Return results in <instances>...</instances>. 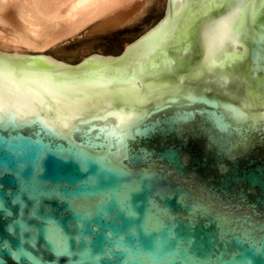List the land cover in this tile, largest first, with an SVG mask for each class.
Instances as JSON below:
<instances>
[{
    "label": "water",
    "instance_id": "water-1",
    "mask_svg": "<svg viewBox=\"0 0 264 264\" xmlns=\"http://www.w3.org/2000/svg\"><path fill=\"white\" fill-rule=\"evenodd\" d=\"M0 264H264V0H167L76 66L0 52Z\"/></svg>",
    "mask_w": 264,
    "mask_h": 264
},
{
    "label": "bare ground",
    "instance_id": "bare-ground-1",
    "mask_svg": "<svg viewBox=\"0 0 264 264\" xmlns=\"http://www.w3.org/2000/svg\"><path fill=\"white\" fill-rule=\"evenodd\" d=\"M132 2L134 0H0V24L6 23L3 16L7 15L9 9L15 11L18 21L11 36H4L0 32V44L14 50L25 47L30 51H40L38 55H43L42 51L55 46L56 41L73 36L89 25L93 32L116 29L117 33H126L133 28L142 29L149 21L145 20V13L152 10L151 14L156 7L159 8L160 0H143L131 6ZM136 4L140 5L139 9L133 7ZM148 5L153 7L148 8Z\"/></svg>",
    "mask_w": 264,
    "mask_h": 264
},
{
    "label": "rangeland",
    "instance_id": "rangeland-1",
    "mask_svg": "<svg viewBox=\"0 0 264 264\" xmlns=\"http://www.w3.org/2000/svg\"><path fill=\"white\" fill-rule=\"evenodd\" d=\"M133 1V0H132ZM143 0H134L131 6L135 3L142 2ZM143 4H148L144 2ZM142 4V5H143ZM136 9L140 8V5L136 4L133 6ZM142 7V6H141ZM153 7L152 5H148V8ZM147 8V7H145ZM159 9V10H158ZM164 10H166V0H160L159 8L156 7V10L153 13L149 14L146 12V21L148 23L144 26L133 28L131 31L126 33H117V30L110 29L102 32H96L91 30L92 26L89 25L85 28L79 30L73 36H67L56 41V45L52 47H48L42 54L44 56L51 57L57 61L64 62L66 64H70L72 66L77 65L78 63L82 62L85 58L96 54L103 57H117L119 56L123 50L134 40H136L139 36H141L145 31H147L150 27L156 24L163 16ZM13 11V12H12ZM156 12V13H155ZM155 13V14H154ZM10 15V16H9ZM133 15L130 16V18ZM148 16V17H147ZM4 20L6 23L0 24V32L3 35L11 36L13 31L16 30L18 26L17 17L15 11L9 9V12L4 14ZM5 25V27H4ZM14 27V28H13ZM145 28V29H144ZM90 30L92 32H90ZM14 45V44H10ZM0 52L7 53V54H21V55H38L40 51H30L27 50L25 47H19L18 49H12L9 47H3L0 44Z\"/></svg>",
    "mask_w": 264,
    "mask_h": 264
},
{
    "label": "snow or ice",
    "instance_id": "snow-or-ice-1",
    "mask_svg": "<svg viewBox=\"0 0 264 264\" xmlns=\"http://www.w3.org/2000/svg\"><path fill=\"white\" fill-rule=\"evenodd\" d=\"M50 220L47 221V223ZM49 224V227L46 228L45 233H46V237L48 239L49 244L51 245V247L53 249H56L60 246L63 245L64 243V237H63V233L61 231H59V228L57 225L53 224Z\"/></svg>",
    "mask_w": 264,
    "mask_h": 264
}]
</instances>
